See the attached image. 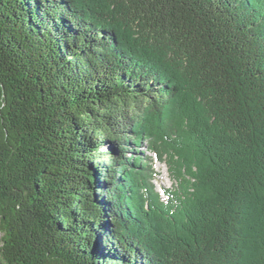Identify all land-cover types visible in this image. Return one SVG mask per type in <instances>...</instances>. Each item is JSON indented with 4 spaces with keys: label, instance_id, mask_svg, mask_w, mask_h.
<instances>
[{
    "label": "trees",
    "instance_id": "obj_1",
    "mask_svg": "<svg viewBox=\"0 0 264 264\" xmlns=\"http://www.w3.org/2000/svg\"><path fill=\"white\" fill-rule=\"evenodd\" d=\"M0 232V264H264V0H0Z\"/></svg>",
    "mask_w": 264,
    "mask_h": 264
},
{
    "label": "rangeland",
    "instance_id": "obj_2",
    "mask_svg": "<svg viewBox=\"0 0 264 264\" xmlns=\"http://www.w3.org/2000/svg\"><path fill=\"white\" fill-rule=\"evenodd\" d=\"M141 151H143L145 153V155L151 156L152 157V161L154 164V170L155 172H157L158 177L156 178L155 182H153V185L155 186L156 190L158 192L161 193L162 189H171L172 187V180L169 178L168 173H167V166L162 163V162H158L155 160L153 154L151 152H149V150L146 147V144H144L143 146H141ZM162 195V193H161ZM164 195H162L161 199L165 200ZM1 232H0V237H1Z\"/></svg>",
    "mask_w": 264,
    "mask_h": 264
}]
</instances>
